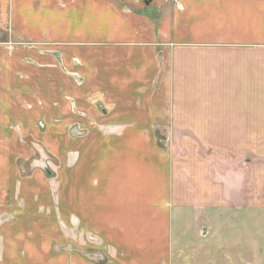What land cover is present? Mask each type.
Wrapping results in <instances>:
<instances>
[{
  "label": "crops",
  "instance_id": "obj_1",
  "mask_svg": "<svg viewBox=\"0 0 264 264\" xmlns=\"http://www.w3.org/2000/svg\"><path fill=\"white\" fill-rule=\"evenodd\" d=\"M140 1L0 0V77L69 76L58 92L81 95L72 123L50 102L0 117V264H169L177 222L208 204L209 190L194 196L205 165L178 153L222 126L213 89L189 84L191 50L264 43V0H158L153 16L125 6ZM49 130L53 149L32 132Z\"/></svg>",
  "mask_w": 264,
  "mask_h": 264
},
{
  "label": "rangeland",
  "instance_id": "obj_2",
  "mask_svg": "<svg viewBox=\"0 0 264 264\" xmlns=\"http://www.w3.org/2000/svg\"><path fill=\"white\" fill-rule=\"evenodd\" d=\"M146 1L128 2L125 6L153 16L160 3L150 0L147 4ZM115 2L124 6L126 0ZM259 8L263 13L258 9L255 15L259 25L257 31H264V3L259 2ZM263 35L259 33L258 39ZM191 51L189 84H208L213 89L209 103L216 105L213 112L222 126L215 127L218 128L215 141L187 142V148L183 143L178 145V153L187 150L191 156L193 152L196 159L191 162L194 166H198L197 162L205 165L202 167L204 185L195 187L194 196L201 198L206 190L210 196L206 206L193 202L177 222V241L172 246L169 264H264V43L195 47ZM18 72L15 77H0V106L5 108L0 109V117L12 113L18 119L27 120L31 113H41V105L46 107L50 102L53 108L49 112L62 105L61 112L67 122L74 121L73 114L80 111L75 98L81 95L70 94L63 87L58 92L59 85L68 87L74 79L68 76L61 84L57 74L43 77L36 71L26 73L18 69ZM60 125L52 130H62ZM32 132L35 142L54 148L57 134ZM23 140L28 146L33 144L30 137ZM1 144L8 145L6 141ZM48 155L42 160H50L54 167L56 163ZM42 160L30 159L28 163L41 166ZM18 161L20 170L27 173L24 162ZM188 167L187 171L190 165ZM195 184L197 186V179ZM28 264L44 262L30 256Z\"/></svg>",
  "mask_w": 264,
  "mask_h": 264
},
{
  "label": "water",
  "instance_id": "obj_3",
  "mask_svg": "<svg viewBox=\"0 0 264 264\" xmlns=\"http://www.w3.org/2000/svg\"><path fill=\"white\" fill-rule=\"evenodd\" d=\"M149 2H150L149 0L146 1L147 4H148Z\"/></svg>",
  "mask_w": 264,
  "mask_h": 264
},
{
  "label": "flooded vegetation",
  "instance_id": "obj_4",
  "mask_svg": "<svg viewBox=\"0 0 264 264\" xmlns=\"http://www.w3.org/2000/svg\"><path fill=\"white\" fill-rule=\"evenodd\" d=\"M150 1V0H149Z\"/></svg>",
  "mask_w": 264,
  "mask_h": 264
}]
</instances>
